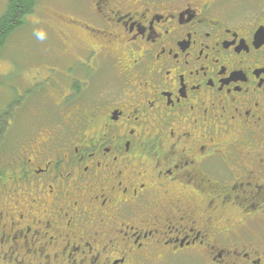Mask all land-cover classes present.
Instances as JSON below:
<instances>
[{
	"label": "flooded vegetation",
	"instance_id": "obj_1",
	"mask_svg": "<svg viewBox=\"0 0 264 264\" xmlns=\"http://www.w3.org/2000/svg\"><path fill=\"white\" fill-rule=\"evenodd\" d=\"M90 3L25 16L82 54L9 104L0 264H264V0Z\"/></svg>",
	"mask_w": 264,
	"mask_h": 264
},
{
	"label": "rangeland",
	"instance_id": "obj_2",
	"mask_svg": "<svg viewBox=\"0 0 264 264\" xmlns=\"http://www.w3.org/2000/svg\"><path fill=\"white\" fill-rule=\"evenodd\" d=\"M6 1L7 0H0V14L5 8ZM90 5V0H37L36 9L40 10L42 14H47L51 9L56 11H75L81 8L80 11H84L85 8H90ZM37 12L29 17L33 21H29V24H25L22 28L20 27V30L17 32L18 35H12L5 46L0 49V121L3 122L4 126V120H6V118H11L12 121L11 125L6 124L7 128L1 131L0 137L5 138L1 140L0 143L3 144L2 141L8 139V149H11L13 146V136H18L17 139L20 142L24 136L26 138V135H28L22 132H28V130L37 124H34L35 122L39 124L45 123L48 119L43 118L42 115H44L46 111L49 112V116H53L52 112L48 110V106L46 104L43 105L41 101L37 102L29 99L30 102L28 104L33 112L28 113V115L23 112L26 108L22 106L18 108L17 104L14 106L8 105L9 101H13L14 99L19 100L21 98L23 87L26 86L24 77L22 76L26 75L28 71L33 70L35 66L43 67V64H49L48 61H55L54 59L56 56L61 54L62 48L59 44V40L56 39L54 35V25L56 24H49L51 18L45 15L39 17ZM37 20L39 21L37 22ZM39 32L43 33V39L37 35ZM68 52L69 53H65V56L70 57L71 55L82 54V52H78L74 48H70ZM37 61H41V64H36ZM59 61L63 64L57 66L58 73H61V70L66 71L65 66L67 60L63 58L56 59L55 63H52V65L55 66ZM26 100L23 102L24 107L26 106ZM14 107H16V110H13ZM4 110H7L6 112H9V115L6 116L7 113L4 114ZM17 110H21V112L17 113ZM22 112L24 113L23 116L21 115ZM25 122H27V124ZM17 125L24 128L25 131L20 132L19 129L14 130V127ZM35 132L36 130L33 131V133ZM2 144L0 146H2Z\"/></svg>",
	"mask_w": 264,
	"mask_h": 264
},
{
	"label": "trees",
	"instance_id": "obj_3",
	"mask_svg": "<svg viewBox=\"0 0 264 264\" xmlns=\"http://www.w3.org/2000/svg\"><path fill=\"white\" fill-rule=\"evenodd\" d=\"M36 5H37V0H7L6 1L5 8H4L3 12L0 14V49H2L5 46L6 42L9 41V38L12 35H14V34L18 35L17 32L20 30L19 29L20 27L22 28L25 24H29V23H26L25 16L32 13L33 10L36 9ZM51 12H54L53 9H51ZM34 14H35V12H34ZM54 23L56 24V25H54L55 29H58V26H59L58 22H54ZM50 24H51V22H50ZM61 54L62 55L65 54L64 50H61ZM67 58H69V57L64 55L63 59L66 60ZM48 62H52V61H48ZM5 63H7V62H5ZM32 63H34V62H32ZM61 64H63V63H60V65ZM35 67L33 70L28 71L29 77L33 76L36 73V70H38L40 72V76H41V74H44L47 71H49V65L48 64H43L42 68H38V67L35 68ZM52 67H54V66H52ZM25 76H27V74L22 76V77L25 78ZM8 103L10 104V103H12V101H9ZM6 111L7 110H4L3 113L4 114L7 113L6 114V116H7V115H9V112H6ZM23 112L26 113V115H28V113H32L33 110L31 108H26L25 110H23ZM4 122H5V126H4L3 122L0 121V133L4 128H7L6 127V120H4ZM4 138L5 137H2V138L0 137V141L3 140ZM7 140H4L2 142L3 143L5 141L7 142Z\"/></svg>",
	"mask_w": 264,
	"mask_h": 264
},
{
	"label": "clouds",
	"instance_id": "obj_4",
	"mask_svg": "<svg viewBox=\"0 0 264 264\" xmlns=\"http://www.w3.org/2000/svg\"><path fill=\"white\" fill-rule=\"evenodd\" d=\"M37 35H38L41 39H43V33H42V32L37 33Z\"/></svg>",
	"mask_w": 264,
	"mask_h": 264
}]
</instances>
